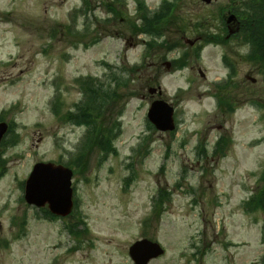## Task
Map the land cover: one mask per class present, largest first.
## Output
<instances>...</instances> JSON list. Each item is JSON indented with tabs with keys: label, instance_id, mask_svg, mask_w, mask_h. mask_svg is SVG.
Listing matches in <instances>:
<instances>
[{
	"label": "rangeland",
	"instance_id": "1",
	"mask_svg": "<svg viewBox=\"0 0 264 264\" xmlns=\"http://www.w3.org/2000/svg\"><path fill=\"white\" fill-rule=\"evenodd\" d=\"M113 1L87 0L78 12L83 0H0V120L13 130L0 153V264H135L129 247L142 238L165 248L150 264H264V212L244 206L264 186V65L246 56L250 25L240 41L200 40L197 52L188 43L224 33L228 5L253 17V3L174 0L173 19L156 37L131 30L136 0ZM145 2L155 11L162 0ZM177 39L180 48L169 51L165 43ZM147 41L155 49L145 66L125 77L141 88L159 71L155 85L176 108V129L149 126L158 95L138 90L120 118L117 153L97 164L95 150L84 174L71 167L77 210L43 216L24 198L33 166H67L87 129L60 120L55 108L76 109L83 98L78 78L141 64ZM184 51L188 67L168 70L167 61ZM225 54L238 85L224 93L232 110L221 108L214 93L215 81L229 74Z\"/></svg>",
	"mask_w": 264,
	"mask_h": 264
},
{
	"label": "trees",
	"instance_id": "2",
	"mask_svg": "<svg viewBox=\"0 0 264 264\" xmlns=\"http://www.w3.org/2000/svg\"><path fill=\"white\" fill-rule=\"evenodd\" d=\"M258 1H256L257 5L253 4L256 8V15L251 21L256 25L253 28L264 30V0ZM165 3V9L152 15L146 10L144 0H139V14L143 23L141 26L134 23L132 31L160 35L163 29L160 25L163 24L165 27L170 23V18L166 17L170 12L169 3L168 1ZM85 4L87 10V0H85ZM107 8L114 15L118 14V10L111 4H108ZM260 12L262 13L260 14ZM262 33V31L254 32L253 36L246 38L251 40L253 51L250 56L253 61L264 65V35ZM136 69L137 67H131L114 71L111 68L104 79L89 76L79 81L84 99L76 104L74 112L69 111L61 116L63 120L87 127L85 136L77 150L78 154L72 155L67 163L74 167L77 173L84 174L89 169L91 164L89 155L95 150L101 155L97 164H101L109 153H117L116 147L113 146V142L119 134L120 122L117 120V115L122 114L129 99L136 96L138 90L141 91L140 88L130 84V80L125 77V75L137 72ZM118 71L123 75H119ZM55 113L59 114V109L55 108ZM253 204L254 209L259 208L264 211V189L254 198ZM47 214L49 213L47 212Z\"/></svg>",
	"mask_w": 264,
	"mask_h": 264
},
{
	"label": "water",
	"instance_id": "3",
	"mask_svg": "<svg viewBox=\"0 0 264 264\" xmlns=\"http://www.w3.org/2000/svg\"><path fill=\"white\" fill-rule=\"evenodd\" d=\"M204 1L211 2V0ZM233 19L234 16H231V21ZM149 118L160 130H172L175 127L173 108L162 100L152 104ZM7 130L8 124L0 123V143ZM72 174L73 172L69 168L62 166L45 163L36 164L26 182V200L37 206L48 203L51 211L58 215L69 214L73 206ZM163 252L164 250L158 243L147 239L139 240L130 247V255L136 264H148L151 259L162 255Z\"/></svg>",
	"mask_w": 264,
	"mask_h": 264
},
{
	"label": "flooded vegetation",
	"instance_id": "4",
	"mask_svg": "<svg viewBox=\"0 0 264 264\" xmlns=\"http://www.w3.org/2000/svg\"><path fill=\"white\" fill-rule=\"evenodd\" d=\"M231 13V10L229 11ZM235 26L239 25V30L235 32V34H232V36H229L228 40H231L232 37H235L237 35H240V33L242 32V29H244L246 27V24L243 23V22H238V24H234ZM234 29V26L232 24H227L226 23V30H227V33H231V30ZM236 29V28H235ZM231 35V34H230ZM206 39H214L213 36H208L207 34H202L199 38H197L196 40L197 41H200V40H206ZM188 42L190 43V40H188ZM191 46H194L196 45L195 44H191Z\"/></svg>",
	"mask_w": 264,
	"mask_h": 264
}]
</instances>
